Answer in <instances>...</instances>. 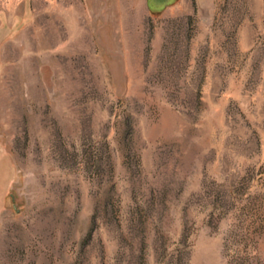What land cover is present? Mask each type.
I'll return each instance as SVG.
<instances>
[{
	"label": "rangeland",
	"instance_id": "1",
	"mask_svg": "<svg viewBox=\"0 0 264 264\" xmlns=\"http://www.w3.org/2000/svg\"><path fill=\"white\" fill-rule=\"evenodd\" d=\"M0 264H264V0H0Z\"/></svg>",
	"mask_w": 264,
	"mask_h": 264
}]
</instances>
